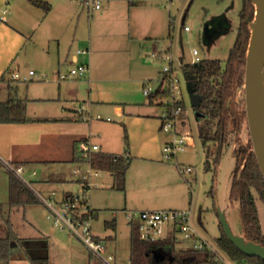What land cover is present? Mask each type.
Here are the masks:
<instances>
[{"label": "rangeland", "instance_id": "obj_1", "mask_svg": "<svg viewBox=\"0 0 264 264\" xmlns=\"http://www.w3.org/2000/svg\"><path fill=\"white\" fill-rule=\"evenodd\" d=\"M20 1L29 7L33 13L39 16L45 15V12L41 9L30 8L28 0ZM49 1L52 9L49 17H58L61 35L66 41L71 39L76 25H78V32L82 33V36H86L88 21H90L93 29L102 26L98 21V17L107 3H102L101 11H93L91 2L95 0H83L80 3L77 0H72L73 4L70 2L64 4L61 0ZM241 1L113 0L110 2L112 7L115 4L119 9L118 12L126 14L124 37L128 40L130 38L131 40L133 39L134 45H140L142 48L140 58L134 55L131 57L132 79L145 78V81H143L145 86L149 85L155 90L162 76L163 68L169 67L171 68L170 75L177 81L178 95L176 98L183 102L182 112L177 118L175 132L177 135L185 137V149L182 152H178L175 158L163 161L173 167L176 177L182 183L174 180L170 174L168 175V171L171 170H166V180L145 182L141 186V192L142 194L151 193L148 201L156 202V205H162V207L156 208L157 210L167 211L180 206H182L180 207L182 211L190 210L192 227L215 250H217L215 240L220 236L219 213L223 214L231 232L240 235L238 204L236 202L231 203L228 199L235 163L232 153L240 146L248 145L250 138L246 120H244L236 133L229 134L222 148L215 171L213 167L210 169L205 168V149L198 136L201 121L197 118L195 108L190 104L187 80L181 71V65L195 63L192 50H196L199 60H216L220 62L222 68L225 67L229 50L233 46L237 34ZM64 9H67V11L63 12ZM79 12L82 13V18L78 22L77 14ZM220 18L226 21L223 32L212 35L208 41H204L203 30L205 25L213 23ZM128 21L130 22L129 24ZM134 22H136V27L133 26ZM184 28H187L188 31H184ZM42 29L37 30L35 33V37L38 39L42 38L40 36ZM136 29L137 33L135 32ZM142 37L147 38L145 39L146 41H143ZM153 55L155 57H152ZM166 57L170 58L171 63L165 60ZM32 71L38 76H44V74H40L35 70ZM27 72L26 70L24 73H19L26 75ZM47 77L48 81L13 82V86L17 87V96L26 100V110H28L29 114L38 118H43L50 113L53 114L57 107V104L49 101V98L53 96V91L57 92L51 84L54 79L50 74ZM143 82H135L130 84L129 87L127 86L131 91L130 94H127L128 96L125 94V99L136 100L139 103L147 100L142 94ZM6 95V88L1 87V102L6 101ZM235 103L239 110L244 109L243 88L237 91ZM150 109V112L154 114H160L162 111L160 106H154ZM170 138L171 134H168L167 139ZM208 146L211 152L214 153L215 146ZM176 165L179 168H190L192 171L187 175L181 176L175 168ZM72 167L73 169L77 168L75 165ZM33 168L37 176L29 178L28 176L32 171H24V177L28 179L32 189L45 199H49L47 194L40 192L37 185L31 181L41 180L43 177L45 178L49 174L54 173L58 168H64L66 171L64 177L66 181L62 185L57 184L58 188L65 189L66 192H71L73 195L81 191L79 183L76 182V177L68 175V170L70 169L68 163L37 164ZM80 169L86 170V167L82 166ZM130 172L131 169L128 171L127 177H129ZM106 180L111 181L113 184V178L105 171L100 172L97 177L91 179V182L96 187L90 188L85 194V199L88 203H90L92 192L105 191L106 188L104 186L101 187V183L103 185ZM210 192H212V195ZM112 193L116 203L122 202L123 194L115 190ZM130 193L132 194V192ZM252 195L257 209L261 233L264 235V204L259 200L255 192H252ZM53 198L58 203L61 195H55ZM112 213H114L112 207L110 210L105 209L98 212V221L92 220L93 232L104 239L103 243L105 248H107V252L115 256L111 264H128L130 263V229L124 215L116 213L117 218L115 219L112 217ZM47 216L46 208L38 203L37 205L26 206L23 209L12 210L3 222L0 219V237L5 236L6 222H8L13 233L19 239L18 242L13 243L15 247H10L9 261L0 264H29V259L37 256H47L50 264H86L88 262V254L79 242L74 238H68V234L65 231L55 228L52 222L47 219ZM113 221L116 223L115 227L113 226L114 224L107 227L104 226V222L112 223ZM58 239H62V241L60 242ZM172 239L176 250H190L191 245L184 241V235L177 233L172 236ZM226 262L227 264H233L227 260Z\"/></svg>", "mask_w": 264, "mask_h": 264}, {"label": "crops", "instance_id": "obj_2", "mask_svg": "<svg viewBox=\"0 0 264 264\" xmlns=\"http://www.w3.org/2000/svg\"><path fill=\"white\" fill-rule=\"evenodd\" d=\"M41 1L48 2L50 6L49 0ZM61 1L64 4L74 3L72 0ZM77 1L80 3L83 0ZM112 1H104L103 3L107 5L103 10L101 5L98 10H102L98 17L102 26L93 29L88 21L86 36H82L76 25L71 39L66 41L61 35L58 17H49L52 11L51 6L49 12L39 16L20 0H0V15L2 11H6L5 22L0 23V78L13 72L24 73L26 70H35L40 74L52 75L54 80L51 84L57 91L56 93L53 91V96L49 98L50 102L57 104L53 114L38 118L29 114L27 110V116L32 120L31 122L20 125H0V162L6 161L14 166L23 167L24 171H32L29 178L37 176L33 170L37 164L68 163L70 165L68 175L73 176L72 166L77 164H74L72 160L76 146L81 142L98 146L99 151L96 154L125 159L128 162V168L124 179V190L119 191L124 195L122 202L114 201L111 181L106 180L103 185L101 183V187L106 188L105 191L91 193L88 206L94 214L93 219L97 221L98 212L110 210L111 207L114 209L111 215L115 219L116 213H121L125 217L126 212L160 211L156 208L162 205L148 201L151 193L142 194L141 186L148 181L166 180V170H171L168 171V175L182 183L176 177L173 167L163 162L162 146L171 138L167 139L168 134L160 131L158 120L160 114L150 112V108L154 106H149L147 100L139 103L136 100L125 99V96L130 94L131 90L128 88L130 84L145 81V78L134 80L131 75V57L134 55L140 58L142 48L140 45L135 46L133 39L128 40L124 37L126 14L118 12L119 9L115 4L112 7L110 4ZM29 5L30 8H34L30 2ZM65 11L67 9L63 10ZM81 18L82 13L79 12L78 22ZM133 26L136 27V22ZM41 28H43L40 33L42 38L38 39L35 33ZM135 32L137 33V29ZM141 39L146 41L147 38ZM79 50L86 53L78 54ZM79 65L87 68L83 78L64 82L56 81L57 74H65L69 68ZM1 87L7 90V100V84L1 83L0 89ZM144 87H146L145 82L142 84V89ZM80 105L85 107L84 116L88 117L87 121L80 119L78 113ZM97 116L100 120L96 119ZM124 136L128 143L126 153ZM130 169L131 172L127 177ZM56 170L41 180L31 182L49 198L61 195L59 201H62L73 194L58 188L57 184L62 185L66 181L64 180L66 171L64 168ZM0 205L1 222L7 219L12 210H18L9 208L8 175L2 168H0ZM180 207L167 211H182ZM106 224L104 222V226ZM112 225L115 227L116 223L113 221ZM128 227L131 229L129 225ZM93 235L104 241L94 232ZM67 237L72 238L69 235ZM58 241L61 242L62 239ZM13 243L10 244L11 248L15 247ZM107 254L112 255L108 252ZM87 257L86 264L97 263L89 255ZM45 259H48L47 263L50 264L47 256Z\"/></svg>", "mask_w": 264, "mask_h": 264}, {"label": "trees", "instance_id": "obj_3", "mask_svg": "<svg viewBox=\"0 0 264 264\" xmlns=\"http://www.w3.org/2000/svg\"><path fill=\"white\" fill-rule=\"evenodd\" d=\"M36 9L45 13L50 6L41 0H29ZM253 17L251 0H242L239 11V24L233 46L229 50L225 67L219 61L201 60L190 65H181V71L187 81H190L193 94L199 97L195 108L197 118L201 121L198 136L204 145L205 168L218 165L221 151L229 134L236 133L245 120L244 109L239 110L235 96L243 86L245 51L249 38L248 23ZM8 87V98L0 101V125H20L31 122L27 116L26 103L17 96V87L9 75L0 78V84ZM168 95V90L162 95L156 92L147 98L149 106H162L161 101ZM124 150L128 151L127 138L124 136ZM208 145L215 146L214 153ZM235 158L228 199L238 204L240 235L255 244L264 247V235L261 233L257 209L252 192L264 204V181L252 152L251 143L240 146L233 151ZM72 162L77 165H89L99 172H108L113 178V189L124 190V179L128 162L116 156L89 154L82 158L74 152ZM0 168H2L0 162ZM8 174V173H7ZM212 195V192H210ZM38 201L32 191L25 187L17 178L8 174V205L10 208H25L37 205ZM113 223V222H112ZM112 223H107L111 226ZM220 236L215 240L217 249L233 264H264L260 259L248 257L240 253L225 237L219 224ZM19 239L13 233L11 225L6 222L5 236L0 238V263L8 262L12 242ZM174 240L167 239L156 243H143L138 239L137 229H130V263L129 264H214L213 254L209 251L195 252L191 250H176ZM30 264H48L45 258L29 259ZM99 264V263H98Z\"/></svg>", "mask_w": 264, "mask_h": 264}, {"label": "built area", "instance_id": "obj_4", "mask_svg": "<svg viewBox=\"0 0 264 264\" xmlns=\"http://www.w3.org/2000/svg\"><path fill=\"white\" fill-rule=\"evenodd\" d=\"M106 0H95L91 2L92 9L95 11L100 10L102 3ZM6 11H2L0 15V23L5 22ZM184 31H188L184 28ZM78 54H85L86 51L79 50ZM192 56L195 57V63L200 62L198 52L192 50ZM155 57V55H154ZM166 61L171 63L170 58L166 57ZM87 68L83 65L71 68L65 74H57L56 81L64 82L71 79H80L85 76ZM171 68L164 67L162 76L159 80L158 86L155 90L149 85L144 87L142 94L148 98L153 93L162 95L168 90V95L161 101L162 111L159 115L160 131L163 134H171V139L163 146L162 158L168 161L175 158L178 152L185 149V137L175 133L177 118L182 112L183 102L177 99V81L170 75ZM10 80L13 82L28 83L33 80L47 81V75L38 76L33 71H28L26 75H21L19 72L10 74ZM84 105L78 107L80 119L87 121L88 117L84 116ZM100 120V117H96ZM109 121V119H107ZM77 153L82 158H87L89 154L98 153V146L91 145L88 142H81L76 146ZM2 169L17 178L25 187L32 191L38 203L43 205L48 213L49 219L55 228L65 231L70 237L76 239L79 244L84 248L87 254L99 264H111L113 256L107 254L105 244L102 240L94 237L92 232V220L94 217L93 212L89 209L88 202L85 199V194L90 188L96 187L91 182V179L99 175V171L92 169L89 165H84L86 170H81V165L72 170V175L76 177L81 191L77 194L70 195L58 203L53 197L49 199L43 198L40 194L36 193L28 179L24 177V168L14 166L13 164L2 161ZM179 174L187 175L192 170L186 167L177 165ZM34 175V173H33ZM190 210L187 211H132L125 213V221L130 227H134L138 232V239L143 243H156L162 242L167 239H172V236L180 233L184 235V241L188 242L191 251L206 252L209 251L213 254L214 264H227L228 259L217 249L210 247L209 244L200 237L194 227H192L190 220Z\"/></svg>", "mask_w": 264, "mask_h": 264}, {"label": "water", "instance_id": "obj_5", "mask_svg": "<svg viewBox=\"0 0 264 264\" xmlns=\"http://www.w3.org/2000/svg\"><path fill=\"white\" fill-rule=\"evenodd\" d=\"M253 17L248 23L249 38L245 51L243 76L245 120L258 169L264 181V0H251ZM208 24L203 30V40L208 41ZM190 104L196 108L199 97L193 94L187 81ZM219 224L227 240L243 255L264 262V247L245 241L241 235L231 232L223 214L219 213ZM45 258V257H44Z\"/></svg>", "mask_w": 264, "mask_h": 264}, {"label": "flooded vegetation", "instance_id": "obj_6", "mask_svg": "<svg viewBox=\"0 0 264 264\" xmlns=\"http://www.w3.org/2000/svg\"><path fill=\"white\" fill-rule=\"evenodd\" d=\"M226 21L223 18L216 19L213 23L208 24V36L217 35L223 32Z\"/></svg>", "mask_w": 264, "mask_h": 264}]
</instances>
